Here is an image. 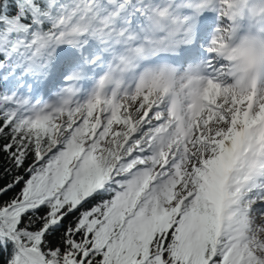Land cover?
I'll use <instances>...</instances> for the list:
<instances>
[{
    "label": "snow or ice",
    "instance_id": "snow-or-ice-1",
    "mask_svg": "<svg viewBox=\"0 0 264 264\" xmlns=\"http://www.w3.org/2000/svg\"><path fill=\"white\" fill-rule=\"evenodd\" d=\"M0 264H264V0H0Z\"/></svg>",
    "mask_w": 264,
    "mask_h": 264
}]
</instances>
